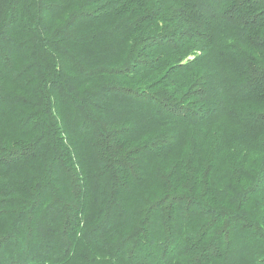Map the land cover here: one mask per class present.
<instances>
[{"label":"trees","instance_id":"1","mask_svg":"<svg viewBox=\"0 0 264 264\" xmlns=\"http://www.w3.org/2000/svg\"><path fill=\"white\" fill-rule=\"evenodd\" d=\"M0 264H264V0H0Z\"/></svg>","mask_w":264,"mask_h":264}]
</instances>
